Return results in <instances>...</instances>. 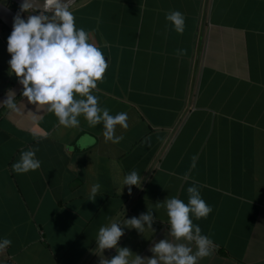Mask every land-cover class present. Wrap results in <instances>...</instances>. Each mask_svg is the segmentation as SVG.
<instances>
[{
    "label": "crops",
    "instance_id": "crops-1",
    "mask_svg": "<svg viewBox=\"0 0 264 264\" xmlns=\"http://www.w3.org/2000/svg\"><path fill=\"white\" fill-rule=\"evenodd\" d=\"M71 10L109 65L99 105L126 112L128 128L117 126L124 139L112 143L102 123L81 116L64 127L22 94L17 111H0V237L12 240L0 264H100L118 254L95 241L112 222L124 233L118 247L147 261L173 240L157 205L187 203L193 184L213 208L194 220L215 244L200 264H264V0H81ZM175 10L183 34L165 19ZM10 34L0 25V96L18 79ZM33 147L40 169L17 174L12 165ZM132 170L143 182L129 194ZM149 211L143 232L125 224Z\"/></svg>",
    "mask_w": 264,
    "mask_h": 264
},
{
    "label": "clouds",
    "instance_id": "clouds-1",
    "mask_svg": "<svg viewBox=\"0 0 264 264\" xmlns=\"http://www.w3.org/2000/svg\"><path fill=\"white\" fill-rule=\"evenodd\" d=\"M44 11L33 9L30 0H23L21 12L13 18V30L7 38V51L11 54L9 74L15 75L23 85L22 95L27 101L37 106H47L60 125L67 128L79 127L80 117L90 127L103 124L107 141L119 143L124 139L117 136L116 128H128V114L120 112L110 114V110L99 105V97L94 94L98 82H102L108 69V62L102 50L91 41L88 31L77 27L75 14L68 0H44ZM47 13H52L48 15ZM166 21L175 32L185 31V17L178 10L169 12ZM183 54V50H177ZM15 93L8 90V99L3 106L17 111ZM38 147L21 152L19 159L12 165L17 174H26L41 167L37 158ZM141 174L132 170L122 180L123 188L141 187ZM122 188V189H123ZM101 190L99 183L90 190V198L95 200ZM187 203L171 196L162 205L166 209L170 236L173 240L164 239L156 243L151 251L154 255L145 261L139 255L133 257L127 247H118V241L124 234L119 222H112L99 228L95 237L97 248H117L118 254L113 258L101 259L100 264H200V260L208 257L215 250L214 241L202 233L199 224L194 220L206 219L213 208L202 197L199 186L188 187ZM151 211L139 218L126 220L125 224L140 232L145 224L151 226ZM175 241V242H173ZM12 244V240L0 237V251Z\"/></svg>",
    "mask_w": 264,
    "mask_h": 264
},
{
    "label": "water",
    "instance_id": "water-1",
    "mask_svg": "<svg viewBox=\"0 0 264 264\" xmlns=\"http://www.w3.org/2000/svg\"><path fill=\"white\" fill-rule=\"evenodd\" d=\"M12 4H15L17 6L21 7V4L23 3V0H8ZM81 0H68V3L70 4L71 7H73L76 3H78ZM32 3L33 9H38L39 11H44L43 4L44 0H30ZM18 12L7 5L6 3L0 1V21L8 27L10 31L13 30L12 25H13V18ZM12 92L15 93L14 99L16 100L23 92V85L17 81L11 88ZM8 99V91L4 93L3 95L0 96V111L5 109L7 106H3V101Z\"/></svg>",
    "mask_w": 264,
    "mask_h": 264
},
{
    "label": "rangeland",
    "instance_id": "rangeland-1",
    "mask_svg": "<svg viewBox=\"0 0 264 264\" xmlns=\"http://www.w3.org/2000/svg\"><path fill=\"white\" fill-rule=\"evenodd\" d=\"M0 1L6 3L7 5L12 7L13 9H15L18 13L21 12V7L20 6H17L15 4H11L8 0H0Z\"/></svg>",
    "mask_w": 264,
    "mask_h": 264
},
{
    "label": "trees",
    "instance_id": "trees-1",
    "mask_svg": "<svg viewBox=\"0 0 264 264\" xmlns=\"http://www.w3.org/2000/svg\"><path fill=\"white\" fill-rule=\"evenodd\" d=\"M0 25L2 26V28H4V29L10 31V30L8 29V27H7L6 25H4L1 21H0ZM10 32H11V31H10Z\"/></svg>",
    "mask_w": 264,
    "mask_h": 264
},
{
    "label": "flooded vegetation",
    "instance_id": "flooded-vegetation-1",
    "mask_svg": "<svg viewBox=\"0 0 264 264\" xmlns=\"http://www.w3.org/2000/svg\"><path fill=\"white\" fill-rule=\"evenodd\" d=\"M10 2V1H9ZM11 3V2H10ZM12 4V3H11Z\"/></svg>",
    "mask_w": 264,
    "mask_h": 264
}]
</instances>
